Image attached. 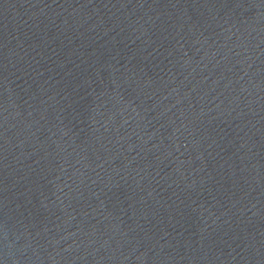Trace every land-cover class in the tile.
<instances>
[{
  "label": "water",
  "instance_id": "1",
  "mask_svg": "<svg viewBox=\"0 0 264 264\" xmlns=\"http://www.w3.org/2000/svg\"><path fill=\"white\" fill-rule=\"evenodd\" d=\"M0 264H264V0H0Z\"/></svg>",
  "mask_w": 264,
  "mask_h": 264
}]
</instances>
